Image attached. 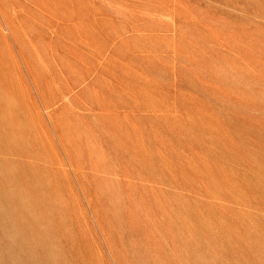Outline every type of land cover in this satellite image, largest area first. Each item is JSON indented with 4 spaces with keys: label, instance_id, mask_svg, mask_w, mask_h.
<instances>
[{
    "label": "rangeland",
    "instance_id": "1",
    "mask_svg": "<svg viewBox=\"0 0 264 264\" xmlns=\"http://www.w3.org/2000/svg\"><path fill=\"white\" fill-rule=\"evenodd\" d=\"M0 264H264V0H0Z\"/></svg>",
    "mask_w": 264,
    "mask_h": 264
}]
</instances>
